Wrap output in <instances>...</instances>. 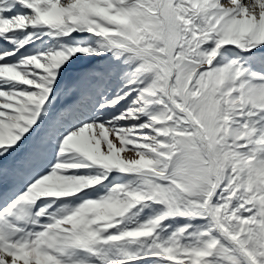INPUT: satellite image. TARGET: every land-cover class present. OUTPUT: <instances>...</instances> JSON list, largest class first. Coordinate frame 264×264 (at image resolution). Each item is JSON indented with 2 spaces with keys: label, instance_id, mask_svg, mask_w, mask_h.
<instances>
[{
  "label": "snow or ice",
  "instance_id": "6c2138e0",
  "mask_svg": "<svg viewBox=\"0 0 264 264\" xmlns=\"http://www.w3.org/2000/svg\"><path fill=\"white\" fill-rule=\"evenodd\" d=\"M0 264H264V0H0Z\"/></svg>",
  "mask_w": 264,
  "mask_h": 264
}]
</instances>
